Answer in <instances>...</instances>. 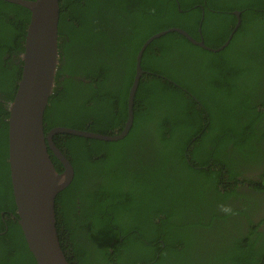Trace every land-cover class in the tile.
Masks as SVG:
<instances>
[{
    "label": "trees",
    "instance_id": "1",
    "mask_svg": "<svg viewBox=\"0 0 264 264\" xmlns=\"http://www.w3.org/2000/svg\"><path fill=\"white\" fill-rule=\"evenodd\" d=\"M58 5L59 57L44 134L56 127L121 132L136 56L148 39L181 29L216 50L234 30V13L240 16L218 52L173 32L148 45L124 139L53 136L74 172L54 205L68 264H264V0ZM29 18L0 0V264H35L7 163L8 105Z\"/></svg>",
    "mask_w": 264,
    "mask_h": 264
},
{
    "label": "water",
    "instance_id": "2",
    "mask_svg": "<svg viewBox=\"0 0 264 264\" xmlns=\"http://www.w3.org/2000/svg\"><path fill=\"white\" fill-rule=\"evenodd\" d=\"M26 9L29 22L20 56L22 72L16 92L8 105V156L13 200L27 248L35 264H68L56 231L55 198L69 186L74 172L70 162L55 146L53 136L68 134L102 142L124 139L133 124L134 98L143 75L141 60L148 45L168 34L178 33L194 46L218 52L228 45L210 50L181 29H168L148 39L136 56L135 77L127 99V120L123 130L113 136L56 127L44 134L43 116L54 88L58 65L59 0H1ZM235 29L239 26V13ZM49 151L62 166L58 173Z\"/></svg>",
    "mask_w": 264,
    "mask_h": 264
},
{
    "label": "flooded vegetation",
    "instance_id": "3",
    "mask_svg": "<svg viewBox=\"0 0 264 264\" xmlns=\"http://www.w3.org/2000/svg\"><path fill=\"white\" fill-rule=\"evenodd\" d=\"M239 26H240V24H239ZM238 26V27H239ZM220 27V29L222 30V31H224L225 33L229 30L227 27H225V26H219ZM238 29V28H237ZM229 33V32H228ZM230 38V34H229V36H228V38H227V40ZM20 58V57H19ZM159 180V179H158ZM156 185H157V182H154ZM13 196V195H12Z\"/></svg>",
    "mask_w": 264,
    "mask_h": 264
},
{
    "label": "clouds",
    "instance_id": "4",
    "mask_svg": "<svg viewBox=\"0 0 264 264\" xmlns=\"http://www.w3.org/2000/svg\"><path fill=\"white\" fill-rule=\"evenodd\" d=\"M234 14H235V13H234ZM236 17H237V16H236ZM239 20H240V16H239ZM237 21H238V17H237ZM237 21H236V24H237ZM239 24H240V23H239ZM235 26H236V25H235ZM237 28H238V27H237ZM237 28L235 29V27H234V30L231 31V33H230V38H229L228 40H231V38L233 37L234 32L237 30ZM228 40H227V41H228ZM227 41H226V42H227ZM20 56H21V55H20ZM20 60H21V59H20Z\"/></svg>",
    "mask_w": 264,
    "mask_h": 264
}]
</instances>
